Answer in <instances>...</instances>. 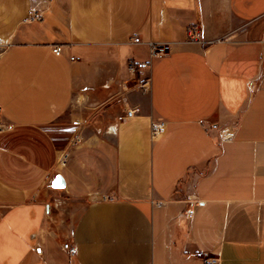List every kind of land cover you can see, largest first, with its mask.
I'll return each instance as SVG.
<instances>
[{"label":"crops","instance_id":"1","mask_svg":"<svg viewBox=\"0 0 264 264\" xmlns=\"http://www.w3.org/2000/svg\"><path fill=\"white\" fill-rule=\"evenodd\" d=\"M0 47V264H264V0H0Z\"/></svg>","mask_w":264,"mask_h":264},{"label":"built area","instance_id":"2","mask_svg":"<svg viewBox=\"0 0 264 264\" xmlns=\"http://www.w3.org/2000/svg\"><path fill=\"white\" fill-rule=\"evenodd\" d=\"M29 19L33 21H38L41 19V15L37 12H32L29 15ZM188 37L190 39H195V28H188L187 29ZM129 42L133 45L142 44L141 39L138 36L132 37ZM148 52V58L145 61H136L134 59H128L126 66L127 71L129 73V77L135 80V86L139 89L142 93H148L150 91V76H149V69L151 67V62L155 58L162 57L170 52V46L168 43L164 42H147L145 43ZM52 52L56 55L60 54L61 48L55 47L53 48ZM71 61H74L75 58L71 57ZM137 112V109H127L124 108L123 115L120 116L121 121H125L128 118L132 117ZM3 127V126H2ZM162 125L161 124H152L151 126V138H156L161 132ZM77 140H79L77 138ZM76 140V141H77ZM191 210H186L185 215L191 216ZM62 248L69 254L75 255L76 248L71 246L68 243H64ZM210 260H206L209 263Z\"/></svg>","mask_w":264,"mask_h":264},{"label":"water","instance_id":"3","mask_svg":"<svg viewBox=\"0 0 264 264\" xmlns=\"http://www.w3.org/2000/svg\"><path fill=\"white\" fill-rule=\"evenodd\" d=\"M52 187H54V188H58V189L64 187L63 180H62V178H61L59 175H57V176L54 178V180H53V182H52Z\"/></svg>","mask_w":264,"mask_h":264},{"label":"rangeland","instance_id":"4","mask_svg":"<svg viewBox=\"0 0 264 264\" xmlns=\"http://www.w3.org/2000/svg\"><path fill=\"white\" fill-rule=\"evenodd\" d=\"M1 49H2V47H0V51H1ZM139 90V89H138ZM134 91H137V89L136 90H134ZM140 91V90H139ZM141 92V91H140ZM144 94H146V93H144ZM3 125L0 123V129H3V127H2Z\"/></svg>","mask_w":264,"mask_h":264}]
</instances>
